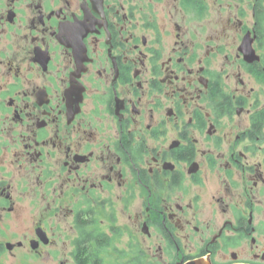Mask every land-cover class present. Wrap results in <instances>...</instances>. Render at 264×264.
<instances>
[{
    "label": "flooded vegetation",
    "instance_id": "af4514ba",
    "mask_svg": "<svg viewBox=\"0 0 264 264\" xmlns=\"http://www.w3.org/2000/svg\"><path fill=\"white\" fill-rule=\"evenodd\" d=\"M15 250L264 264V0H0Z\"/></svg>",
    "mask_w": 264,
    "mask_h": 264
},
{
    "label": "rangeland",
    "instance_id": "374dc122",
    "mask_svg": "<svg viewBox=\"0 0 264 264\" xmlns=\"http://www.w3.org/2000/svg\"><path fill=\"white\" fill-rule=\"evenodd\" d=\"M121 247L120 243H117ZM57 255L45 250L39 255L26 254L22 251L15 250L14 252H6L2 261L4 264H57Z\"/></svg>",
    "mask_w": 264,
    "mask_h": 264
},
{
    "label": "water",
    "instance_id": "95a60500",
    "mask_svg": "<svg viewBox=\"0 0 264 264\" xmlns=\"http://www.w3.org/2000/svg\"><path fill=\"white\" fill-rule=\"evenodd\" d=\"M191 264H209V263L204 262V261H198V262H194V263H191Z\"/></svg>",
    "mask_w": 264,
    "mask_h": 264
}]
</instances>
